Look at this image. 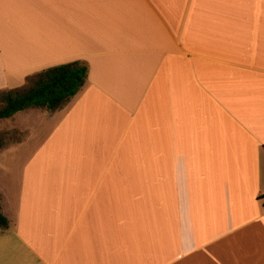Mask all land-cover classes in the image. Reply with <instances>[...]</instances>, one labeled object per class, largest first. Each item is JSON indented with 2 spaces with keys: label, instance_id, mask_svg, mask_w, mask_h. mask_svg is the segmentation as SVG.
<instances>
[{
  "label": "crops",
  "instance_id": "crops-1",
  "mask_svg": "<svg viewBox=\"0 0 264 264\" xmlns=\"http://www.w3.org/2000/svg\"><path fill=\"white\" fill-rule=\"evenodd\" d=\"M74 61L0 120V264H264V0H0V90Z\"/></svg>",
  "mask_w": 264,
  "mask_h": 264
},
{
  "label": "trees",
  "instance_id": "trees-1",
  "mask_svg": "<svg viewBox=\"0 0 264 264\" xmlns=\"http://www.w3.org/2000/svg\"><path fill=\"white\" fill-rule=\"evenodd\" d=\"M87 72L85 63H64L27 77L20 88L0 90V120L29 108L55 110L64 106L85 84ZM2 136L0 148L4 145ZM260 198L264 203V195ZM7 227L8 221L0 211V228Z\"/></svg>",
  "mask_w": 264,
  "mask_h": 264
},
{
  "label": "rangeland",
  "instance_id": "rangeland-1",
  "mask_svg": "<svg viewBox=\"0 0 264 264\" xmlns=\"http://www.w3.org/2000/svg\"><path fill=\"white\" fill-rule=\"evenodd\" d=\"M43 110H46V109H43ZM25 111V110H24ZM4 121H6L5 122V124H3V126H1L0 125V127H3V128H8L9 126H10V122H9V120L7 121V120H4ZM17 123H19L18 121H17ZM42 124V122L40 121H37L36 123H34V122H32V119H31V121H28L27 119H25V120H22V126H31L32 128H34L35 126L36 127H38V125L39 124ZM21 124V123H20ZM53 125V122H50L49 124H48V126L46 127V129L47 128H49L50 126H52ZM30 128V127H29ZM14 130H16V129H11V130H4L3 131V141H4V143L6 142H10V141H12V140H15V139H21V138H24L25 137V135L27 134V131L25 130V131H23V132H20V131H18V130H16V131H14ZM19 133V134H18ZM34 141H36V140H34Z\"/></svg>",
  "mask_w": 264,
  "mask_h": 264
}]
</instances>
